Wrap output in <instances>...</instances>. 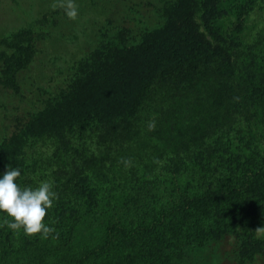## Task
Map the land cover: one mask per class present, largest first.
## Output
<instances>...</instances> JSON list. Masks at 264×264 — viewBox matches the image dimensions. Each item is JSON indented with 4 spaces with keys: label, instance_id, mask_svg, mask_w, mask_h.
Listing matches in <instances>:
<instances>
[{
    "label": "trees",
    "instance_id": "trees-1",
    "mask_svg": "<svg viewBox=\"0 0 264 264\" xmlns=\"http://www.w3.org/2000/svg\"><path fill=\"white\" fill-rule=\"evenodd\" d=\"M264 0H171L165 24L129 43L102 38L66 89L21 114L0 174L57 193L49 234L7 227L0 264H183L237 238L255 260L264 227ZM26 32L0 54L15 87L35 53ZM182 262V263H181Z\"/></svg>",
    "mask_w": 264,
    "mask_h": 264
},
{
    "label": "rangeland",
    "instance_id": "rangeland-1",
    "mask_svg": "<svg viewBox=\"0 0 264 264\" xmlns=\"http://www.w3.org/2000/svg\"><path fill=\"white\" fill-rule=\"evenodd\" d=\"M170 1L0 0V54L22 32L35 50L32 61L18 72L15 87L0 84V144L21 114L40 110L47 98L69 87L77 62L102 38L121 34L137 44L165 24L164 8ZM249 20L254 28L263 26L264 7ZM259 237V251L248 264H264V227ZM239 248L237 238L228 236L194 249L183 264H240Z\"/></svg>",
    "mask_w": 264,
    "mask_h": 264
},
{
    "label": "clouds",
    "instance_id": "clouds-1",
    "mask_svg": "<svg viewBox=\"0 0 264 264\" xmlns=\"http://www.w3.org/2000/svg\"><path fill=\"white\" fill-rule=\"evenodd\" d=\"M21 171L19 168H8L0 174V212L12 219L7 227L17 231L23 229L25 234L47 235L54 231L44 222L46 214L57 199L53 184L40 182L36 187L21 188L17 181Z\"/></svg>",
    "mask_w": 264,
    "mask_h": 264
}]
</instances>
